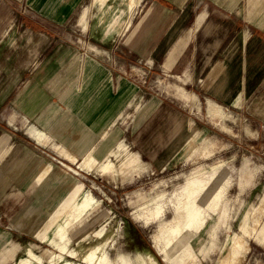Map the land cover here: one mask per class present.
Returning a JSON list of instances; mask_svg holds the SVG:
<instances>
[{
	"label": "crops",
	"instance_id": "obj_1",
	"mask_svg": "<svg viewBox=\"0 0 264 264\" xmlns=\"http://www.w3.org/2000/svg\"><path fill=\"white\" fill-rule=\"evenodd\" d=\"M97 2L104 5L107 0H91L89 6L85 0H0V129L2 121H8L16 142L18 131L25 130L33 147L52 141L70 150L68 160L84 167L90 153L114 151L109 143L114 134L108 128L141 91L136 76L152 74L169 76L192 93L208 116L229 112L264 125V0H129L128 16L112 36L98 24ZM140 2L142 9L131 20L129 12L133 14ZM69 30L75 42H95L91 50H68ZM110 42L111 49L100 45ZM7 107L12 111L4 118ZM169 107L160 106L155 113L149 126L153 135H147L150 128L145 126L134 138L145 153L147 140H154L159 149L150 152L156 162L189 137L184 109H179L189 104ZM191 147L192 143L188 150ZM74 155L79 161L71 160L70 156L77 158ZM36 163H43L40 178L55 168L49 160ZM22 169L15 162L0 168V189ZM83 188L70 183L68 194L33 236L60 253L50 237L60 243L67 207L74 204L75 218L84 200ZM23 216L12 226L26 233L28 220ZM7 246L9 250L0 253V264L20 250L17 242ZM28 250L34 251L26 247L25 256L15 264H29ZM46 262L51 264L44 258L41 264Z\"/></svg>",
	"mask_w": 264,
	"mask_h": 264
},
{
	"label": "rangeland",
	"instance_id": "obj_2",
	"mask_svg": "<svg viewBox=\"0 0 264 264\" xmlns=\"http://www.w3.org/2000/svg\"><path fill=\"white\" fill-rule=\"evenodd\" d=\"M107 2L104 5L97 2L100 6L98 24L103 32L112 36L120 31L123 16H128L129 0ZM90 3L91 0H85L86 6ZM141 4L133 14L129 12L131 20L141 11ZM85 22L84 31L87 28ZM73 36L69 30L68 50L82 48L88 51L95 44L75 42ZM100 45L103 49L113 47L112 42ZM135 79L140 82L141 91L132 97L130 108L120 120L108 128L110 134H114V139L109 140L115 146L114 151L99 154L96 160L84 161V167L68 160L66 154L70 150L56 147L52 141L46 147H33L27 142L25 130L18 131L19 140L16 142L10 133L9 122L2 121L0 168L15 162L24 170H17L11 176V182L0 189V253L9 250V241L20 245L16 255L4 258L1 264H15L25 256L26 247H32L40 255L46 250L60 254L41 243L32 232L68 194L70 183L82 184L83 199L90 195L98 205L83 228L70 233L69 228L75 222L73 209L66 211V217L62 219L66 224L64 222L62 226L75 244L86 234L81 241L85 245L106 241V250L113 264H138L137 254L145 251L152 252L162 264H174L186 246L178 248L175 242L170 248L174 257L166 260L160 251L165 247V241L158 245L156 237L161 234L163 226L167 229L176 224L174 219L178 213L181 214L182 232L187 231L195 239V236L200 237L203 243V246H188V255L181 264H224L230 259L231 250L237 247L229 245L237 234L244 239L242 246L238 247L244 253L243 264H264V125L251 124L229 112L223 117L214 113L206 115L200 101L194 100L192 93L178 86L169 76L152 74L136 76ZM181 102L190 106L179 108L184 109L185 116L182 117L186 119L184 128L189 137L180 139L170 154L160 157L164 160L156 162L150 152L159 149L154 147V140H147L145 153L135 144V135L145 126L150 128L160 106L168 108L171 103ZM187 110L191 113L187 114ZM11 111L10 107L3 108L4 118L9 117ZM147 130V135H153V128ZM195 136L197 138L192 139ZM190 143L192 147L188 150ZM37 160L52 161L55 168L40 178L43 163L37 166ZM109 161L112 169L105 170L103 163ZM192 180H199L207 186L197 193H187L185 186ZM212 183L222 185L225 193L210 210L199 203L206 213L205 225L198 229L195 224L188 230L185 225L193 214L185 208L188 198L203 195L208 184ZM159 208L162 211L156 215ZM20 215L28 220L26 233L12 226L13 220ZM50 261L51 264H60L56 257ZM61 261H64L62 264L66 261L82 263L70 256Z\"/></svg>",
	"mask_w": 264,
	"mask_h": 264
},
{
	"label": "bare ground",
	"instance_id": "obj_3",
	"mask_svg": "<svg viewBox=\"0 0 264 264\" xmlns=\"http://www.w3.org/2000/svg\"><path fill=\"white\" fill-rule=\"evenodd\" d=\"M93 153H90L88 156H86L84 158V161L89 162L91 160H96L98 157H96L97 155ZM70 158L73 162L77 161V158L75 157L70 156ZM103 168L105 170L112 169V162L109 161V162L103 163ZM208 185L209 187L205 189L203 195H198L193 198H188V201L186 202V207H185L186 210H188L191 213L193 212V214L191 215V220L188 222V224L185 225L188 230H190L191 227L195 224L197 225L198 229L204 227L205 222H206V213L203 208H206L209 210L213 208V204L219 203L221 200L220 197L225 193L223 186L218 183H212ZM205 186H207V184H204L199 180H192V181L187 182L185 186V191L187 193H197L199 192V190L204 189ZM76 190L77 192L79 191L78 188ZM82 193L85 194L84 189H82ZM84 199L85 200L80 205L78 214L75 217V222L73 223V226L69 228L70 233H72L74 230H77L79 227H82L84 224H86L85 222L89 219V217H91L90 215L92 214L93 210L98 205V201L90 195H85ZM199 203L203 204V208L199 206ZM74 207H75L74 204L68 205L67 210H70V209L72 210L74 209ZM179 208L180 206H178V209ZM161 211H162V208H159L156 215H158ZM180 216L181 214L178 213L177 216L175 217L174 219V221L176 222L175 225H170L169 227H167V229H165L163 226L161 234L156 237V241L158 245L161 244L162 240L165 241V245H164L165 247L160 249V251L165 254L166 260H169V258L171 259L172 257H174L170 253V248L175 242L178 248H182L183 246H186L183 254L177 256V260L173 259L174 264H181L183 262L184 257L188 255L186 254V252H189L188 246H193V245L203 246V243L201 242L200 237L195 236L197 237L195 239L187 231L184 233L182 232L181 230L182 222L181 220H179ZM64 222L66 224V220H64ZM204 231L205 230H202V232ZM85 236L82 237L75 244V242L73 243V241L69 237L67 229H65L64 226H61L59 229V236H58L60 239V243L55 242L50 237V241L53 244H55V246L60 250V254L56 255V253L53 252L52 250H46L43 253V255L40 256L34 251L28 250L29 259H30L29 264H32V261H34V264H41L43 258L52 260L54 257H56L59 261V260H63L66 256L76 258L87 264H113V260L109 257L107 250H106L107 242L105 241V242L85 245L81 243V241L85 238ZM243 240H244L243 237L238 234L235 235L230 240L231 244L229 243V245L237 246V247L235 249H232L233 251L231 250L230 259L224 262V264H243L244 259H245L244 253L241 251L240 248H238L239 246H242L241 243L243 242ZM123 260L127 261L124 258ZM137 260H138V264H162L158 260V258L150 251H145L144 253L142 252L138 253ZM65 264H77V263L73 261H66Z\"/></svg>",
	"mask_w": 264,
	"mask_h": 264
}]
</instances>
